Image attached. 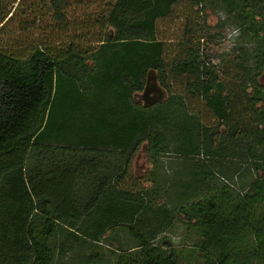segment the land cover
I'll list each match as a JSON object with an SVG mask.
<instances>
[{"label":"trees","instance_id":"1","mask_svg":"<svg viewBox=\"0 0 264 264\" xmlns=\"http://www.w3.org/2000/svg\"><path fill=\"white\" fill-rule=\"evenodd\" d=\"M36 1L0 0V35L28 30L39 3L56 24L0 41V264H180L158 240L177 212L193 264H264V0H211L235 31L219 64L190 40L167 60L157 21L180 0H103L95 42L64 12L82 0ZM147 76L165 98L137 101ZM141 148L145 177L131 171ZM120 229L134 241L107 258Z\"/></svg>","mask_w":264,"mask_h":264},{"label":"rangeland","instance_id":"2","mask_svg":"<svg viewBox=\"0 0 264 264\" xmlns=\"http://www.w3.org/2000/svg\"><path fill=\"white\" fill-rule=\"evenodd\" d=\"M103 0H82L81 4L73 3L69 8L64 10L68 20L76 24L77 32L88 36L85 41L95 42L99 39L98 23L95 22L96 14L100 12V6ZM31 2L38 3L36 0ZM36 11L28 16V30H21L17 23L19 16L16 17L17 23L14 22L6 34L0 35V41L10 42L11 38H19L21 41H30L42 36H51L52 30L56 27L52 18L48 5L39 3ZM71 28H69L70 30ZM234 25L227 17L219 2L205 0L201 5H192L189 1L180 0L172 6L171 13L157 21V37L166 44V58L169 61L179 50V43L190 40L195 47H200L213 64H219L221 58H226L233 45ZM68 33V29L64 32ZM64 34L62 35L65 36ZM12 42V41H11ZM171 91L184 93V81L179 78H170ZM149 84H153L160 90V96L157 99H163L167 93L155 77H151ZM146 95H154L150 90ZM189 108L193 112H197L202 120L206 123H213L214 117L204 107L202 101L197 97L186 96ZM140 103H145L144 92L136 97ZM154 103V102H153ZM167 162L169 159L162 158ZM167 164V163H166ZM152 169L145 148H141L136 154L131 164V171L139 177H145ZM251 178L253 176L250 175ZM246 177L237 179L241 182ZM248 179V178H247ZM150 185V183L145 184ZM238 185V184H237ZM236 185V186H237ZM162 201V198H159ZM177 218L172 226L158 238L165 245L176 248L179 254L180 264H193L191 260L195 252L197 244V235L193 229L185 227L179 218L181 214L177 212ZM108 239L104 241L103 251L107 258L111 257V250L117 246L127 247L128 242L131 244L134 240L128 235L124 229L117 232H110ZM107 264V263H106Z\"/></svg>","mask_w":264,"mask_h":264},{"label":"flooded vegetation","instance_id":"3","mask_svg":"<svg viewBox=\"0 0 264 264\" xmlns=\"http://www.w3.org/2000/svg\"><path fill=\"white\" fill-rule=\"evenodd\" d=\"M155 88L156 87L153 86V84H149L147 92H150V90H152L154 92V95H151V96L145 95L146 102L147 101H153L154 99H156L160 95V92H158L157 88L156 89Z\"/></svg>","mask_w":264,"mask_h":264},{"label":"water","instance_id":"4","mask_svg":"<svg viewBox=\"0 0 264 264\" xmlns=\"http://www.w3.org/2000/svg\"><path fill=\"white\" fill-rule=\"evenodd\" d=\"M148 86H149V76H147V83H146V86H145V89H144V94L146 95L147 91H148ZM158 92H160L159 89H157Z\"/></svg>","mask_w":264,"mask_h":264},{"label":"crops","instance_id":"5","mask_svg":"<svg viewBox=\"0 0 264 264\" xmlns=\"http://www.w3.org/2000/svg\"><path fill=\"white\" fill-rule=\"evenodd\" d=\"M155 87H156V86H155ZM156 88L159 89L158 87H156ZM156 88H155V89H156ZM159 96H160V95H159ZM159 96H158V97H159ZM157 100H158V99L156 98V99L153 100V102H155V101H157Z\"/></svg>","mask_w":264,"mask_h":264}]
</instances>
